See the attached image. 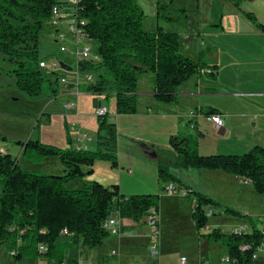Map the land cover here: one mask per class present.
I'll use <instances>...</instances> for the list:
<instances>
[{
	"label": "trees",
	"instance_id": "obj_1",
	"mask_svg": "<svg viewBox=\"0 0 264 264\" xmlns=\"http://www.w3.org/2000/svg\"><path fill=\"white\" fill-rule=\"evenodd\" d=\"M241 11L244 0H228ZM59 0H0V55L13 65L10 75L16 88L29 100L55 99L60 92V76L40 68L44 59L40 53V37L44 26L51 22ZM64 5V4H63ZM167 8L158 3V18L177 21L165 14ZM187 18L186 8L181 9ZM242 13L256 26L262 27L252 13ZM79 20H85L86 37L97 44L95 52L100 62L82 64L83 71L93 72L95 81L81 90L94 96H114L117 115L138 114V82L143 75H153L155 99L165 105L179 102V89L194 77L216 80V65L198 61L181 51L177 31L158 26L154 32L144 28L146 14L137 0H79ZM215 111L206 114H214ZM105 116L98 117V133L94 149L73 146L71 129L67 128V147L43 143L40 139L13 141L21 149L23 160L42 164L57 157L64 167V175H46L24 170L19 160L10 154H0V254L16 264L41 258L55 264H79L67 256V251L82 245L89 250L101 247L111 237L105 223L113 211L120 218L146 223L151 209L159 210L160 197L151 194L126 196L117 185L86 178L92 175L82 167H93L98 161L118 167V128ZM50 123V113H42ZM39 121V122H40ZM203 133L171 135L169 148L157 152L158 180L163 184L182 185L175 170L222 171L251 182L254 191L264 195V147L255 146L242 155H201L199 141ZM3 141H6L3 138ZM82 181V187L74 183ZM196 199L193 220L199 236L208 225L204 206L219 205L202 193L190 192ZM158 213V212H157ZM225 215L248 216L224 209ZM251 232L236 235L214 229L205 237L228 249V256L236 264H255L253 255L262 244V235L253 220ZM67 231L68 235L63 232ZM46 248L40 252V246ZM243 245L250 247L241 251ZM13 254V255H12Z\"/></svg>",
	"mask_w": 264,
	"mask_h": 264
},
{
	"label": "crops",
	"instance_id": "obj_2",
	"mask_svg": "<svg viewBox=\"0 0 264 264\" xmlns=\"http://www.w3.org/2000/svg\"><path fill=\"white\" fill-rule=\"evenodd\" d=\"M253 14L262 27L252 25L235 10L226 18L225 13H222V16L211 12L206 13L207 23L201 24L200 19L202 17L199 11H190L188 9L187 19L192 21L190 25L182 26L177 30L161 26L167 31H177L179 33L181 51L186 57L198 61L202 52H205L204 61L217 66V69L213 72L216 75L214 82L207 77L211 74V70H206L201 77H194L184 84L185 90L179 93L181 97H188L189 102L185 105L187 107L184 111L185 113L178 117L181 119L187 118L193 132H201L204 135L199 141V153L201 155H242L255 146L264 147V14L256 12ZM156 30H148L147 32ZM143 77L148 78L147 84L150 87L147 91H144L138 84V115L128 116V119L134 120L140 125L147 122L150 124L149 129L152 131L163 124L162 135L165 139V134L166 136L172 134L173 127L164 123L160 124V119H164L169 114L165 113L164 108L158 106L155 102L157 100L153 93V76L146 74ZM80 95L82 96L83 94L81 93ZM146 100L153 102L154 108L146 106L148 109H142V101ZM212 111L216 113L206 114ZM43 113L50 112L44 111ZM216 114L224 120V127L220 128L212 122L211 118ZM50 115V123L52 124L54 122V114L50 113ZM80 115V110L63 115V125L59 129L60 134L56 140L64 143L66 147L68 146L66 130L67 128L71 129L74 127L76 129L79 127L76 123L80 121ZM118 124L117 128L120 126ZM185 126H188V123ZM119 131L120 128L118 129ZM48 132L49 130H47L46 134ZM128 132V138L132 142H139L142 146L140 149L138 148V151L132 149L129 152L130 156L124 159L125 153L121 148L122 140L119 135V158L121 163L125 162L126 167H122L120 163L122 169L117 173L103 163H98L93 167L83 166V172L88 173L91 171L93 173L86 178L87 181L96 180L105 186L117 185L120 193L124 195L128 188L125 179L134 175L130 168H136L139 165L138 161L142 160L139 158L146 159L147 170L148 168H151L152 171L157 169V152L161 148L160 146L165 147V145H158L152 138H150V141H148L149 138H146L145 141L138 137L132 129L128 130ZM85 135L86 137H84ZM71 136L73 146L77 149H94L96 147V138H93L87 132L82 133L81 137L75 136L74 132H71ZM77 139H80L81 143H78ZM51 144L59 146L56 143ZM168 148L169 146L166 147V149ZM0 149H4L13 158H17L21 167L26 171L39 172L46 175H64L65 173L64 167L57 157L49 158L42 164H36L37 168H33L27 164L29 162L23 163L19 147L0 142ZM104 173L108 174V176ZM175 174L182 182L181 187L189 193H202L216 201L219 204L216 208L220 209L222 215H225L224 209L228 207L254 219L251 212L244 209L246 208L244 206L245 202L251 200V196L255 193L249 180L232 176L222 171L191 169L179 170ZM76 184L78 185V183ZM149 192L154 193L153 191ZM126 196L131 195L127 194ZM161 197L160 205L161 203L164 205L167 195L161 194ZM195 206L196 204L194 203L193 207ZM157 212L161 221L160 208ZM213 227L220 229L218 224H214ZM242 227L248 228V232H251L252 224L243 223L233 229ZM209 228L211 230L212 227L209 226ZM149 233L150 229L144 221L137 223L121 218L119 236H111L104 241L101 247L93 250L86 251L82 248L87 253L86 258L83 261L78 255L77 257L75 255V260L79 264L88 262L120 264V258L123 260L129 258L133 260L134 264L135 262L147 264L146 262L151 255ZM208 260L209 257H203L199 264H210ZM38 261H42V264L43 262H45L44 264H55L45 258L38 259Z\"/></svg>",
	"mask_w": 264,
	"mask_h": 264
},
{
	"label": "rangeland",
	"instance_id": "obj_3",
	"mask_svg": "<svg viewBox=\"0 0 264 264\" xmlns=\"http://www.w3.org/2000/svg\"><path fill=\"white\" fill-rule=\"evenodd\" d=\"M137 1L146 14V19L144 21L146 31L156 30L159 25L162 27L169 28L171 30H177L182 26L190 25L192 21L190 19L188 20L187 18L182 17L181 15V9L183 8H187L190 11L198 10L202 17L200 19L201 24L207 23L206 13L210 12L216 15L220 14V16H222V13H225L226 18L228 15H231L232 12H234L235 10L252 25L254 24L242 13V11L252 14L255 12L264 14V0H244L241 5V11L237 10L234 7L233 3L228 0ZM158 3L167 7L163 10L165 14L172 18H178V20L174 22H169L163 18L159 20L157 18ZM66 20L67 26H69L70 23L75 22V20L71 19L70 17H66ZM60 29H64L65 31H67L66 26L55 28L49 22L44 26L42 30L39 44L40 53L42 57L46 58L49 61H51L52 58L55 57V55H59L57 54L59 52V45L55 42V36L56 32ZM81 44H89L93 46L94 49L97 47V44L94 41L88 42L86 40H81ZM59 56L62 60L66 62L69 61L73 68L76 67L75 62L71 58H69L68 55ZM12 69L13 65L8 61L4 60L3 57L0 55V142L8 143L10 146L17 147L14 145V143H12L13 141L40 139L43 143H56L60 147H66L64 143H61L60 141L56 140L58 139L60 134L59 129L63 125V115L65 113H73L74 111L76 112L78 110H80L81 115L79 116L80 121L76 123L79 127H77V130L74 131L75 136L81 137L82 133L87 132L89 135H92L93 138H96L99 125L98 117L95 115L97 108L95 109L93 106V100L95 98H98L99 101H101L102 105L108 109L109 122L115 123L116 125L119 123L118 125H120L118 126V129L120 128V131L118 132V138L120 135V139L122 140L121 148L125 153V156L123 157L124 159H126L127 156H130L129 152L132 149L138 151V148L140 149V147L142 146L139 142H132L131 139L128 138V130L132 129V131L136 133L138 137L145 141L146 138H149L148 141H150V138H152L153 141L158 143V145H165V147L160 146L161 148H159V150H165L166 147L169 146V139L171 135L176 136L182 134H196L191 129V126L189 125L190 122L187 118L181 119L178 117L185 113L184 111L187 109L185 105L189 102L188 97H181V95H179V102L174 105H165L159 103L158 101H155L158 106H162L164 108L165 113L169 114V116L166 115L164 119H160V124L164 123L165 125H170L171 127H173L171 132L172 134L170 136H166L165 134L164 139V136L162 135L163 124L160 127L155 126L156 129L152 131L149 129L150 124L147 122L146 124L140 125L138 122L128 119V116H136L138 114L117 115L115 111V97L109 96V98H106L105 96L97 97L94 95L86 94L81 90L85 83H82V86L78 91L79 94L74 93L70 96H67L63 95L60 92V95L55 99L46 98L43 100L31 101L16 88L15 80L10 75ZM60 73L62 74L63 72L60 71ZM151 75L152 74H150V76ZM147 81L148 78L142 76L138 82L140 84L141 89H144V91H147L150 87V85L148 86ZM185 88L186 87L184 86L180 87L179 93H182ZM67 89L77 91V88L73 85L71 86V84L67 86ZM81 93L83 94L82 96L80 95ZM70 103H75L77 109L66 110L64 106L66 104L70 105ZM153 104L154 103L149 100L142 101V109H148L146 108V106L154 108ZM1 110L3 111L1 112ZM44 111L54 114V122L52 124L47 122L45 117L41 121L39 120ZM187 123L188 126H185ZM47 130H49V132L46 134ZM142 136L145 138H143ZM3 138H5L6 141H3ZM4 152L6 151L4 150ZM139 159H142L138 161L139 165L136 168H130L133 171L132 174L134 175H131V177L129 178L126 177L125 179L128 188L124 195L151 194L159 196L160 201L162 198L161 194L167 195V200L164 205H162L161 203V205L159 206L161 216V233L158 244L159 255L156 257H152L150 255L148 261L146 262L147 264H181L182 258H185L187 260V264H199L201 258L203 257H209L208 261L210 262V264H223V258L228 257V249L220 243L212 242L205 237L209 232H212L215 229L213 227L214 224H218L220 226L219 228L227 234H231L235 226L239 227L243 223H250V219L254 221L258 229L264 228V195H260L255 192L253 193L254 195L251 196V200L246 201V204H244V206H246V208L244 209L246 211L251 212V214L253 215L252 217H254V219L251 217L242 218L232 215H222L220 209L216 208L218 205L215 207L204 206L205 212L212 209L215 211V215L208 219V225L212 227L211 230H206V226V228L201 230L202 236H199L196 229V224L193 220V212L195 211L196 207H193L194 203L196 204L195 197L192 195H188V197L182 198L178 196L168 195L165 190V184L158 180V162L156 163L157 169L152 171L151 168H148L147 170V163L145 161L146 159ZM23 161L24 164L27 162L25 160ZM98 163L106 164L110 167V169H112L109 162L98 161L95 163V165ZM120 163L121 161L119 158L118 143V167L112 170H115L118 173L122 169V167H126L125 162L121 163L122 167H120ZM27 164H29V166L33 168H37L36 164L30 162ZM177 171L179 170H175L174 172L177 173ZM104 174L108 176V174ZM98 178L100 179V177ZM107 181L111 184L109 180ZM82 183V181H79L78 185L74 183V188L82 187ZM149 191H153L154 193ZM82 248H84V250L86 251H89L88 248L79 245L67 251V256L69 255L70 258L75 259V255L76 257L78 255V257L84 261L87 253H85ZM4 253L5 252H2L0 254V264H16L13 259L7 257ZM41 262H39L38 260L29 259L25 260L23 264H42ZM44 263L45 262H43V264ZM120 264H134V262L129 258L124 260L120 258ZM135 264L141 263L135 262ZM255 264H264V255L262 253H258V258Z\"/></svg>",
	"mask_w": 264,
	"mask_h": 264
},
{
	"label": "built area",
	"instance_id": "obj_4",
	"mask_svg": "<svg viewBox=\"0 0 264 264\" xmlns=\"http://www.w3.org/2000/svg\"><path fill=\"white\" fill-rule=\"evenodd\" d=\"M62 5H58L54 8V16L51 20V25L55 28L66 26L67 31L65 30H58L56 32V43L59 45V55H68L74 62L76 67L73 68L69 61H64L60 58L59 55H55L51 61L44 58L39 66L41 69L47 71L48 73H58L60 76V92L63 95L70 96V94H79V89L82 86V83L91 84L95 81L96 75L93 72L83 71L81 66L84 63L88 64H95L100 62L99 57L97 56L95 49L93 46L89 44H81V40H86L91 42L86 37V32L84 27L86 26L85 20H79L77 18V12L79 9V0H61ZM64 4V5H63ZM66 17H70L74 19V23H70L69 26L66 24ZM76 40V42H75ZM72 48V50H71ZM64 63L67 67L63 68L60 64ZM70 68V69H69ZM60 71L63 73L61 74ZM69 76V77H67ZM73 85L77 88V91L68 90L67 86ZM63 86V87H62ZM59 92V95H60ZM66 110L68 109H77L75 103L66 104L64 106ZM108 113V109L102 105L101 101L96 109V116L101 117L105 116ZM212 122L218 125L220 128L224 127V120L219 115H214L211 118ZM71 131L74 132L76 129L74 127L71 128ZM86 137V135L84 136ZM78 143H81L80 139H77ZM0 154L4 155L6 152L0 149ZM165 190L170 196H178L182 198H186L189 195V192L176 185L175 183H168L165 185ZM215 215L214 210H208L205 212V216L207 218L212 217ZM120 216L117 211H113L112 214L109 216L105 223V228L108 230L111 236H119L120 235ZM146 225L150 229L149 233V240H150V253L152 256H157L159 254V238H160V219L158 213L155 209H151L146 216ZM206 230L210 231L209 226L207 225ZM262 235V244L257 248L256 252L253 255V260L256 261L258 258V253H262L264 255V228L260 229ZM248 232V228H235L233 229V234L241 235ZM65 235H68L67 231L63 232ZM250 247L248 245H243L240 250L247 251ZM40 252H45V246H40ZM13 255V254H12ZM223 264H236L233 262L231 258L228 256L224 258L222 261ZM86 264H96L93 262H88ZM181 264H187V260L182 258ZM202 264H209V263H202Z\"/></svg>",
	"mask_w": 264,
	"mask_h": 264
},
{
	"label": "water",
	"instance_id": "obj_5",
	"mask_svg": "<svg viewBox=\"0 0 264 264\" xmlns=\"http://www.w3.org/2000/svg\"><path fill=\"white\" fill-rule=\"evenodd\" d=\"M60 65H61L63 68H66V67H67L64 63H61ZM69 69H70V68H69ZM99 104H100L99 99H98V98H95V99L93 100V106H94V108H95V109L98 108Z\"/></svg>",
	"mask_w": 264,
	"mask_h": 264
}]
</instances>
